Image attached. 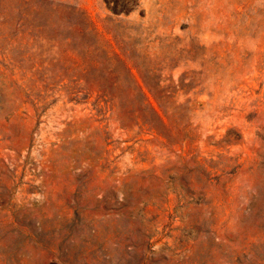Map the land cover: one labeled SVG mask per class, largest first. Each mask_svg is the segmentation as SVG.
<instances>
[{
	"label": "rangeland",
	"instance_id": "374dc122",
	"mask_svg": "<svg viewBox=\"0 0 264 264\" xmlns=\"http://www.w3.org/2000/svg\"><path fill=\"white\" fill-rule=\"evenodd\" d=\"M0 264H264V0H0Z\"/></svg>",
	"mask_w": 264,
	"mask_h": 264
},
{
	"label": "bare ground",
	"instance_id": "6f19581e",
	"mask_svg": "<svg viewBox=\"0 0 264 264\" xmlns=\"http://www.w3.org/2000/svg\"><path fill=\"white\" fill-rule=\"evenodd\" d=\"M171 25H172V22H171ZM170 26V25H169Z\"/></svg>",
	"mask_w": 264,
	"mask_h": 264
}]
</instances>
